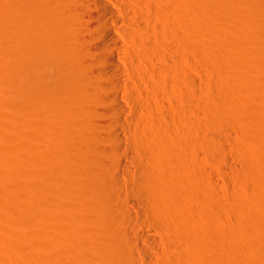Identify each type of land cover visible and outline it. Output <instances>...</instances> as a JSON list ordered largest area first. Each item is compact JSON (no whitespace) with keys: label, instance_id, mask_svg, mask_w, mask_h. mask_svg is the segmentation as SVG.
<instances>
[{"label":"rangeland","instance_id":"374dc122","mask_svg":"<svg viewBox=\"0 0 264 264\" xmlns=\"http://www.w3.org/2000/svg\"><path fill=\"white\" fill-rule=\"evenodd\" d=\"M178 1L193 21L176 28L195 31V51L181 36L175 46L179 68L196 78L199 165L218 182L198 189L196 213L220 218L210 230L227 235L229 264H264V0H195L193 11ZM39 2L0 0V264H81L64 246L83 235L89 216L108 211L113 191L65 161L92 158L100 145L85 111L89 120H78L75 132L63 131L64 121L58 130L53 105L75 93L65 78L78 70L68 54H56L52 23L39 27L49 6ZM187 123H178L175 144L162 141L166 155L188 149Z\"/></svg>","mask_w":264,"mask_h":264},{"label":"bare ground","instance_id":"6f19581e","mask_svg":"<svg viewBox=\"0 0 264 264\" xmlns=\"http://www.w3.org/2000/svg\"><path fill=\"white\" fill-rule=\"evenodd\" d=\"M45 1L39 27L52 23L48 30L60 37L54 52L68 54L78 70L65 78L62 88L75 93L58 96L54 117L71 131L87 123L85 111L100 145L92 158L67 155L65 161L113 191L106 197L108 211L89 216L83 235L64 248L81 264H229L227 235L210 230L220 218L196 213L201 187L218 182L199 165L196 78L177 62L179 36L197 47L195 31L176 25L193 20L180 14L178 0H37L41 6ZM185 5L193 11L195 0ZM178 123H187L182 140L188 149L172 147L166 155L163 142L175 144Z\"/></svg>","mask_w":264,"mask_h":264}]
</instances>
